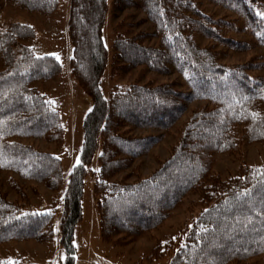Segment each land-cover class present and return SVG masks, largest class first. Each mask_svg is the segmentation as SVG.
Masks as SVG:
<instances>
[{
    "label": "trees",
    "instance_id": "1",
    "mask_svg": "<svg viewBox=\"0 0 264 264\" xmlns=\"http://www.w3.org/2000/svg\"><path fill=\"white\" fill-rule=\"evenodd\" d=\"M150 32H118L112 43L111 74L144 66L147 71L181 74L187 90L169 84L117 86L104 98L101 77L108 52L102 28L107 0H70L67 36L72 48L69 75L90 98L83 120V142L77 162L63 183L61 161L52 153L24 145L20 139H44L62 144L60 116L34 84L56 78L61 68L54 57L36 56L22 42L33 38V28L11 24L0 29V169L50 191L63 189L59 206L37 212L8 202L0 193V244L10 241L49 242L53 220L60 211L59 244L75 264V226L81 222L84 180L93 176L92 192L103 243L115 246L121 235L137 237L158 229L189 194L202 207L168 264H230L264 254V165L240 167L221 178L212 171V154L235 153L242 142L264 148V78L248 75L251 66H224L197 36L226 43L219 33L224 21L207 15L202 0H139ZM228 8L242 29L264 45V9L251 0H204ZM29 12L52 15L58 0H13ZM135 0H111V10L137 6ZM122 23L116 26L121 29ZM229 27V26H226ZM156 39L157 46L145 41ZM229 42V41H228ZM233 43V42H231ZM235 42L234 44H236ZM195 101L208 105L192 112L180 141L167 160L144 178L129 172L160 135L138 136L133 130H167ZM96 157L97 170L90 165ZM91 171V172H90ZM130 175H136L130 180ZM64 185V186H63ZM14 189L20 193L17 186ZM178 243V242H177ZM157 245L146 256L155 261ZM149 257V259H148ZM0 264H12L0 257ZM14 264V263H13Z\"/></svg>",
    "mask_w": 264,
    "mask_h": 264
},
{
    "label": "rangeland",
    "instance_id": "2",
    "mask_svg": "<svg viewBox=\"0 0 264 264\" xmlns=\"http://www.w3.org/2000/svg\"><path fill=\"white\" fill-rule=\"evenodd\" d=\"M137 6L114 13L111 10V0H107L108 12L102 28L103 44L108 52L107 65L101 77L100 89L104 98L109 96L111 89L117 86L124 90L134 84H169L178 90H187L181 74L172 71L170 75H162L146 70L144 66L132 69L126 73L111 74L112 43L118 32L135 35L140 32H150L152 27L146 21ZM264 9V0H251ZM70 0H58L57 10L50 16L29 12L17 7L13 0H0V29L4 30L11 24H25L33 28L34 36L22 42L36 56L54 57L60 65V74L50 81H39L34 87L43 94L58 111L63 129L62 144H55L44 139H20L24 145L32 146L40 152L52 153L61 161L63 183L65 184L70 171L77 162L78 152L83 142V120L90 110V98L76 85L69 75V60L72 48L67 36V20ZM256 5V6H257ZM201 9L214 19H220L229 27H220L219 33L226 43L197 36L200 46L210 47L219 64L224 66H251L247 72L252 77L264 78V45L257 42L248 32L242 29L243 23L235 11L217 6L202 0ZM122 23L121 29L116 26ZM229 41V42H228ZM233 42V43H231ZM237 42L236 44H234ZM146 45L157 46L156 39H147ZM57 56L59 59H57ZM4 65L0 56V72ZM208 105L205 101H195L187 106L186 112L169 129L133 130L134 135H160L156 143L146 154L140 156L127 170L117 175L118 180L130 171L139 178L149 176L154 169L169 158L178 141L181 139L184 126L188 123L193 111ZM233 153L212 154V171L226 178L233 176L240 167H258L264 165V148L260 143H246ZM96 157L90 165L91 171L97 170ZM90 171V172H91ZM136 175H130L134 180ZM94 179L89 175L84 180L81 209L82 219L73 233V244L76 250L75 264H168L173 256L172 250L182 241L192 221L201 212L199 199L195 194L187 195L182 204L174 209L162 225L147 234L137 237L119 236L121 239L115 246L103 243L99 236L98 219L95 212V198L92 192ZM14 185L20 193L14 189ZM64 186V185H63ZM0 193L10 203L37 212L47 211L50 207L59 206L63 189L50 191L43 184L21 179L8 170L0 169ZM60 211L55 214L54 237L49 242L10 241L0 244V257L14 264H61L65 258L63 248L59 244L58 224ZM178 242V243H177ZM161 244L156 251L155 261L148 262L147 255ZM149 259V257H148ZM230 264H264V254L244 261H234Z\"/></svg>",
    "mask_w": 264,
    "mask_h": 264
},
{
    "label": "snow or ice",
    "instance_id": "3",
    "mask_svg": "<svg viewBox=\"0 0 264 264\" xmlns=\"http://www.w3.org/2000/svg\"><path fill=\"white\" fill-rule=\"evenodd\" d=\"M57 59H59V57L57 56Z\"/></svg>",
    "mask_w": 264,
    "mask_h": 264
}]
</instances>
